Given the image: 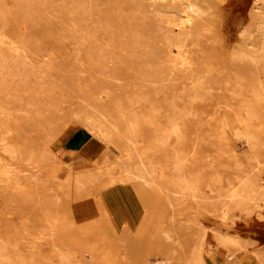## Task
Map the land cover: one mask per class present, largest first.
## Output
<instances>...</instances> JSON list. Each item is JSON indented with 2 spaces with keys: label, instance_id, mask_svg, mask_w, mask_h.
<instances>
[{
  "label": "rangeland",
  "instance_id": "1",
  "mask_svg": "<svg viewBox=\"0 0 264 264\" xmlns=\"http://www.w3.org/2000/svg\"><path fill=\"white\" fill-rule=\"evenodd\" d=\"M53 1L59 2L47 0L41 9L46 24L27 23L35 41H31L32 50L16 53L9 43H0L7 57L4 68L18 58L40 75L32 83L0 77V137L19 151L9 164L21 185L20 189L0 187V264H87L88 254L93 255L90 264H157L166 259L161 252L165 248L171 254L179 251L177 244L163 237L162 226L190 227L198 240L204 233L205 242L202 238L200 242L211 251L205 253L206 264H264V132L258 125L259 112L255 115L251 110L246 122L260 134L247 142L238 133L245 128L240 125L239 131L238 122L227 115L231 109L256 102L264 83H228L226 79L231 67L226 59L249 53L244 35L251 33L255 43L264 37L260 17L264 0H192L212 13L194 24L179 13L177 0L90 1L124 3L126 22L119 34L130 37L134 28L146 29L138 34L153 37L155 51L164 54L168 49L179 57L177 82L181 83H152L146 78L133 83L145 65L144 50L135 48L132 39L124 63L111 59L105 67L97 60L93 63L98 53L95 33L101 32L83 30L91 24L82 25L74 33L84 34L86 42L73 43L66 30L71 22L65 15L59 22L56 8L50 6ZM134 1L138 5L133 6ZM0 5L8 21V38L13 40L12 30L19 24L14 1L0 0ZM189 35L206 37L213 47L206 64L186 62L188 55L192 57L188 48L183 47L187 49L183 52L163 41L184 40ZM214 74L216 83H194L208 81ZM236 89L246 94L247 102L226 103L225 98ZM207 94L209 101L204 100ZM170 116L184 126L189 118L194 124L177 149L178 139L169 131ZM86 118L100 125L101 134L92 130ZM124 118L126 129L122 128ZM117 140H123L158 175L152 188L134 192L145 213L134 228L111 223L113 216L108 208L104 214L102 204L110 193V200L125 210L131 191L122 188H132L119 164L122 154ZM229 148L236 152L237 171H246L245 182L255 192L241 204L209 187L215 184L214 170L223 172ZM189 174L207 187L203 197L196 199L185 189L182 180ZM215 205L223 207L214 209ZM74 207L81 213L73 217L72 225ZM68 226L72 227L69 232ZM150 235L160 247L142 251L136 247ZM142 236L146 238L141 241ZM135 249H140L138 256L145 260L124 259L128 253L134 260ZM189 255L182 264H200L195 262L198 252Z\"/></svg>",
  "mask_w": 264,
  "mask_h": 264
},
{
  "label": "bare ground",
  "instance_id": "2",
  "mask_svg": "<svg viewBox=\"0 0 264 264\" xmlns=\"http://www.w3.org/2000/svg\"><path fill=\"white\" fill-rule=\"evenodd\" d=\"M14 1V12L19 16V24L18 28L15 26L14 33H12V39L8 38V30H6V26L8 21L4 18L2 11L0 9V43H9L10 48L14 52L19 51L23 53H28L29 50H32V44L35 42L34 39L30 36V25L32 22L39 24H46V21L41 16V9L45 7V1L40 0V4L38 1L33 0H13ZM59 2H52L50 5L56 8L57 16L59 18V22H63L61 16L65 15L68 20L71 22L68 28H66L68 35L73 39L77 44L86 42V39L83 38L84 34H76L80 30V26H87V24H91L89 28L85 27L83 30L101 32L95 33V36L98 38L96 42V50H97V59L93 61V63L97 60V63L100 64L101 67H105V62L107 59H111L110 61L116 62L117 64H122L125 61V54L128 52V42L130 39L135 43V48L144 50V54L142 55L143 68L138 70L139 76L138 78H133V83L136 81H143L145 78L152 83H181L177 82L179 74V69L181 67L180 59L177 56L172 54V51H165L163 54L161 51H155V43L153 37H146L145 35L138 34L146 32V29L136 27L133 30L132 36H124L120 35L119 32L122 29L123 22H126L122 17L125 14L123 7H125L124 3L119 5H111L108 3H98V2H90V1H98V0H58ZM84 1V2H82ZM111 1V0H110ZM180 3L179 13L185 17L191 23H197L201 21L202 18H210L212 13L208 10L206 13L204 6L199 1L194 2L192 0H177ZM208 2V1H207ZM115 2H113L114 4ZM136 2L134 1L132 5L134 6ZM210 2H208L209 5ZM138 5V4H135ZM1 7V5H0ZM3 8V7H2ZM104 16V18L101 17ZM262 20H264V15H260ZM194 27V26H193ZM195 28V27H194ZM73 33V34H72ZM68 37V36H67ZM263 36L258 37L257 43L253 42L251 33L244 35V44L249 50V54L247 52V56L242 57L240 54H235L230 59H226V61L231 63V67L229 71L226 73V79L228 83H264V43L261 39ZM65 40V37H64ZM164 43L174 45L180 48V51H188L192 53V57L189 55L184 59L186 62L192 64L195 61H201L203 64H206L207 57L210 52H213V47H210L209 41L206 37H197L193 35H189L187 39L180 40L174 38L170 40V38H165ZM38 42V41H37ZM40 43V42H39ZM158 43H162V40H158ZM254 43V44H253ZM253 49H250V47ZM37 52L39 51L38 46H36ZM10 51V52H12ZM187 52V51H186ZM31 53V52H30ZM29 53V54H30ZM28 54L26 55V58ZM210 57V56H209ZM6 51L0 49V77H4L5 79L9 78L14 83H23L28 80L29 83L34 81V78H40V75L36 73L33 67L28 68V64L24 61L14 59L12 61V66L9 68H4L2 66V62L5 64L6 62ZM11 59V58H9ZM212 64V63H211ZM209 62L207 65H211ZM214 65V64H212ZM84 67V66H83ZM216 75L214 74V78L211 76L210 79L197 81L194 83H216L218 79H216ZM4 79V80H5ZM32 81V82H31ZM257 87L256 85H253ZM259 88V87H258ZM262 92L259 97L254 100L251 105H243L238 106L236 109H231L227 115L233 119V121L238 122V129L240 131V125L245 128L244 131L238 132L239 135L243 134L246 137L247 142L257 140V136L260 132H264V85L259 88ZM242 92L236 89L229 93V95L225 98L226 103L237 102V103H245L246 94L241 95ZM209 94L204 98V100L209 101ZM226 108V107H225ZM254 110L259 112L258 117L261 123H259L260 132H256L253 129L251 130V124L246 122L248 118V113H251ZM123 116V114H121ZM87 122L92 126V130L98 134H101L100 125L95 123L91 118H86ZM126 119L124 118V123L122 128L126 129ZM170 132L173 136H176L178 139L175 143L176 146L180 145L182 136H185L186 133H191L194 128V124H192L191 118L186 122V125L179 124L178 122L173 121L170 116ZM229 126V123L226 124ZM230 127V126H229ZM82 131V130H81ZM241 133V134H240ZM6 135L7 133H3ZM89 135V134H88ZM118 141V140H117ZM118 146L121 150L122 156L120 157L119 164L124 167V177L126 183L132 186L131 187H123L122 190H130L136 192H140L146 188H152L153 183L157 179V173L153 167L147 165L140 156L134 155V151L131 148L125 146L123 140L118 141ZM230 149V148H229ZM227 150L226 161L221 168H223V172H221L218 168L214 170L215 176V184L210 187L211 192L223 191L225 192L229 198L233 199L237 204H241L242 201L252 199L253 194L255 192L249 187V185L245 182L246 171L240 168L241 173L237 171L236 167V152L232 149ZM18 149L13 146V144L8 141L4 137H0V187L1 188H10V189H20V181L17 176V172L15 169L9 164L10 160L17 159L19 156ZM174 148L171 149L173 151ZM103 160L106 161L109 159L108 155L105 152L103 155ZM233 177H237L236 179H232ZM185 184V189L189 192H193L194 197L196 199L203 197V194L206 193V186L201 183V180H195L189 174L185 179L182 180ZM244 182L242 185H238V183ZM133 189V190H132ZM255 197V196H254ZM104 205V214L107 216V199L105 198L103 203ZM223 206H213L214 209H221ZM100 210V209H99ZM74 212V213H73ZM80 211H76L74 207L72 209V217L70 218V223L72 225L75 224V220L73 217H77L80 214ZM103 214V213H102ZM81 217V216H80ZM84 220V219H83ZM82 220H79L81 222ZM112 223L113 221L110 220ZM72 227H67V232L70 231ZM162 235L165 239L170 240L171 243L177 244L179 247L178 253H169L166 248L162 250V255L166 257L165 260L157 262V264H182L184 259L192 252H198V258L195 260L196 263L206 264L205 253L211 252L207 249L203 243L200 242L202 238L204 240V233L201 234L200 239L195 238V232L189 227L187 230H183L182 227L178 226L174 229L162 226L161 229ZM68 234V233H67ZM70 234V233H69ZM68 234V235H69ZM102 238L105 237L103 233H101ZM216 238L218 237L215 234ZM88 236L86 235L85 238ZM146 237L142 236L141 241ZM154 236L150 235L147 241H142L141 243L135 244L136 247L142 250L147 249H155V247H160L156 241H153ZM150 239V240H149ZM219 239V238H218ZM95 243V242H94ZM92 244V243H90ZM94 245V244H92ZM95 246V245H94ZM96 249H99V245L96 246ZM138 251L135 249L134 253L135 259L132 260L128 253L125 254L124 259L129 262H139L141 259L139 258ZM216 251V250H215ZM89 256L92 257V254H88L86 257L85 263H92V259H89ZM190 256V255H189ZM83 262V261H82Z\"/></svg>",
  "mask_w": 264,
  "mask_h": 264
},
{
  "label": "crops",
  "instance_id": "3",
  "mask_svg": "<svg viewBox=\"0 0 264 264\" xmlns=\"http://www.w3.org/2000/svg\"><path fill=\"white\" fill-rule=\"evenodd\" d=\"M109 196L110 193H107V208L113 216L112 221L114 224L121 227L129 226L130 228H134L140 224V222L144 218L145 213L142 205L138 202L134 191H131L128 194L129 197H127L126 200L128 202H126L125 210L123 211L120 210L116 201L113 202L110 200Z\"/></svg>",
  "mask_w": 264,
  "mask_h": 264
}]
</instances>
